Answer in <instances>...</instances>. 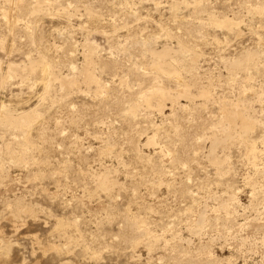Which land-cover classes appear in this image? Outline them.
Returning a JSON list of instances; mask_svg holds the SVG:
<instances>
[{
    "label": "rangeland",
    "instance_id": "rangeland-1",
    "mask_svg": "<svg viewBox=\"0 0 264 264\" xmlns=\"http://www.w3.org/2000/svg\"><path fill=\"white\" fill-rule=\"evenodd\" d=\"M262 7L0 0V264H264ZM164 48L178 77L154 70ZM157 85L169 97L146 104ZM230 103L255 122L256 158L212 146ZM27 111L28 128L1 120Z\"/></svg>",
    "mask_w": 264,
    "mask_h": 264
},
{
    "label": "bare ground",
    "instance_id": "bare-ground-1",
    "mask_svg": "<svg viewBox=\"0 0 264 264\" xmlns=\"http://www.w3.org/2000/svg\"><path fill=\"white\" fill-rule=\"evenodd\" d=\"M261 10H264V7H262ZM211 20H213V19H211ZM214 22L217 23V25L222 24V25H226V26H230V27H232L234 24L237 23L236 21H234V19L228 18V17H225L219 21L215 18ZM11 28H12V26H11ZM153 54H154L153 66L155 68L154 70H157L158 73L159 72L160 73H166L169 75L172 74V75H175L177 77L180 75L175 64L173 62L169 61V59H168L169 56L171 55L170 48H164L161 51L155 50ZM255 59H256L255 53L248 51L246 56H245L244 61L249 64L251 61H254ZM234 64L237 66H242L243 61L241 59H237L234 62ZM39 67L43 68V72L46 73L47 76L49 74L50 78L52 77V75H53L51 73L52 69H50V66L45 64L43 61H31L30 64L23 69V72L24 73H31V72L36 71ZM11 70L15 71V69L12 67H11ZM47 79H48V77H47ZM87 80L89 82L95 81L94 77H92L91 75L87 77ZM48 83H47V85H48ZM49 84H51V80H50ZM62 84L63 85L68 84V80L67 81L63 80ZM157 87H158V85H157ZM49 88H50V86H49ZM49 88H48V90H49ZM155 88H156V86H155ZM189 90H190L189 87L185 86L181 92L186 96L189 95V97H190V91ZM201 94L204 97H210V95H211L210 89L208 87H204L201 91ZM143 96H144L143 98H144L146 104L152 105L155 101L156 104L160 105L161 101H163L165 98L169 97V93L166 92L164 90V88H162V86H160L156 90L152 91V93L146 94ZM33 113L34 112H32V111H27V112H21V113L16 115V114H11V112H10V113L4 114V116H2L1 120L3 123L9 124L12 127H16V128L20 127V128L25 129V128H28L29 126H31V122L33 120ZM222 113L224 115L222 123L227 122L228 126H226V128L223 129V132H224V133L222 132L223 135H221V136L216 135L213 137V139H212L213 148H215V146L218 144H222V143H225L228 141H233V140H239V141L246 143L248 151H249L248 153L251 155V157L256 158V154H257L256 143H254V142L250 143L247 141V139H248L247 136L255 127V122L252 121L251 119L245 117L242 110L240 109V107L237 104L230 103V104L225 105L224 108L222 109ZM16 153L17 152H15V155H16ZM12 155L14 156V154H12ZM210 156H211L212 160L218 164L223 162V160H220L219 157L215 156L214 149L211 150ZM100 182H101L102 186L107 185L108 179H105V178L101 179L100 178ZM193 226L196 230H202L204 225H203L202 221H198V222L194 223ZM194 228H192V229H194ZM153 238L157 239V236H153Z\"/></svg>",
    "mask_w": 264,
    "mask_h": 264
}]
</instances>
